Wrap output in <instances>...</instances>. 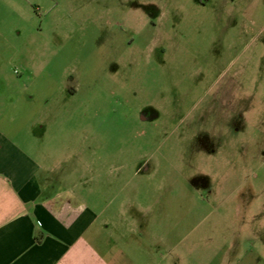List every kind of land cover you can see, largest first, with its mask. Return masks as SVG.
Wrapping results in <instances>:
<instances>
[{"label":"rangeland","instance_id":"obj_1","mask_svg":"<svg viewBox=\"0 0 264 264\" xmlns=\"http://www.w3.org/2000/svg\"><path fill=\"white\" fill-rule=\"evenodd\" d=\"M2 1L26 75L61 87L49 138L91 161L62 164L66 186L199 251L264 238V0H5L21 19Z\"/></svg>","mask_w":264,"mask_h":264},{"label":"crops","instance_id":"obj_2","mask_svg":"<svg viewBox=\"0 0 264 264\" xmlns=\"http://www.w3.org/2000/svg\"><path fill=\"white\" fill-rule=\"evenodd\" d=\"M4 6L10 9L7 16L21 19L12 4ZM2 19L0 264H264V238L258 233L254 244L250 221L245 251L237 250L232 236L227 251L216 245L204 252L186 238L173 241L155 234L157 224L143 216L149 209L104 205L92 199L101 196L99 190L66 186L75 178L61 175L62 164L80 162L87 170L91 161L77 154V142L49 138L58 111L46 105L53 104L61 87L54 77L26 75L30 65L23 27L17 22L12 30ZM70 92L76 98L77 91Z\"/></svg>","mask_w":264,"mask_h":264},{"label":"flooded vegetation","instance_id":"obj_3","mask_svg":"<svg viewBox=\"0 0 264 264\" xmlns=\"http://www.w3.org/2000/svg\"><path fill=\"white\" fill-rule=\"evenodd\" d=\"M211 0H206L205 2L204 1H199L200 3H201V5L202 6H208V4H209V2H210ZM155 4V3H154ZM152 7H154L153 9L156 11V6H154V5H152ZM228 13V15L230 16V15H235V13L234 12H231V11H229V12H227ZM222 14L224 15V14H226V12H222ZM234 61V60H233Z\"/></svg>","mask_w":264,"mask_h":264}]
</instances>
